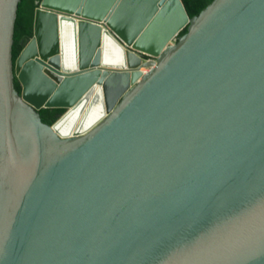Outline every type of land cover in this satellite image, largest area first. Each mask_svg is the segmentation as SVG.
<instances>
[{"label": "water", "instance_id": "obj_1", "mask_svg": "<svg viewBox=\"0 0 264 264\" xmlns=\"http://www.w3.org/2000/svg\"><path fill=\"white\" fill-rule=\"evenodd\" d=\"M21 1L0 0V264H264V0H42L14 62Z\"/></svg>", "mask_w": 264, "mask_h": 264}, {"label": "trees", "instance_id": "obj_2", "mask_svg": "<svg viewBox=\"0 0 264 264\" xmlns=\"http://www.w3.org/2000/svg\"><path fill=\"white\" fill-rule=\"evenodd\" d=\"M42 0H22L19 5L17 21L15 26V36L13 45V61L15 62L24 47L33 37V24L35 10ZM214 0H182L185 9L190 18L198 16ZM184 31L181 35H184ZM17 91L20 93L21 88L18 82H15ZM65 113L62 109H44L40 111L43 123L53 125Z\"/></svg>", "mask_w": 264, "mask_h": 264}, {"label": "bare ground", "instance_id": "obj_3", "mask_svg": "<svg viewBox=\"0 0 264 264\" xmlns=\"http://www.w3.org/2000/svg\"><path fill=\"white\" fill-rule=\"evenodd\" d=\"M147 71H144L143 73H146Z\"/></svg>", "mask_w": 264, "mask_h": 264}]
</instances>
